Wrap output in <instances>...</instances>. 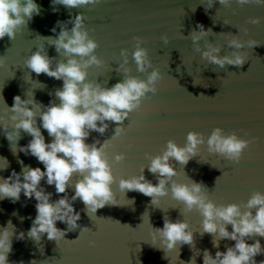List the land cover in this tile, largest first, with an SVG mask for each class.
I'll use <instances>...</instances> for the list:
<instances>
[{
  "label": "water",
  "instance_id": "95a60500",
  "mask_svg": "<svg viewBox=\"0 0 264 264\" xmlns=\"http://www.w3.org/2000/svg\"><path fill=\"white\" fill-rule=\"evenodd\" d=\"M34 2L39 6V15L22 27L14 40L7 36L0 40V117L9 124V132L13 131L12 122L7 119L13 97L19 95L22 100L34 101L31 110L37 117L38 127L43 106L53 100L59 103L54 94L63 82L44 74L37 76L25 66V61L38 47H43L53 59V68L58 62L66 63L63 54L59 55L44 38L56 39L60 29L55 34L51 32L56 22L67 21L78 13L86 17L85 30L98 44L94 54L102 61L101 67L88 69L87 82L110 88L122 81L124 74L118 71L124 59L121 51L127 52L125 67L130 69L129 75L146 80L152 69L146 73L136 71L132 60L134 37L144 41L141 46L147 49L152 66L162 79L157 84V93L147 94L141 110L130 113L120 125L125 131L117 139L111 140V137L118 125L107 122L109 127L103 135L91 132L85 141L87 144L98 141L97 147L108 141L105 154L117 181L110 186L117 205H106L95 215L89 213L91 219L82 211L85 206L81 201L74 203V209L81 214L77 223L87 231L80 232L78 228L68 232L65 240L58 243L49 241L45 234L36 242L27 237L36 216V201L26 199L23 193L16 203L0 199V231L9 221L15 228H8L13 233L8 264H188L192 257L196 264H203L204 250L214 257L216 251L224 252L233 246L234 241L221 240L219 247L214 248L210 235L201 237L202 217L196 211L185 213L183 204L172 199L170 187L168 195L152 205L150 197L119 190L118 181L139 176L144 168L142 174L155 185L156 177L147 170L149 157L161 155L168 140L183 147L189 132L203 134L206 141L213 129L220 128L251 141L239 163L208 153L205 142L187 165L171 161L177 172L173 180L187 185L192 181L202 183L216 206H242L253 192L264 193V6L240 7L233 2L226 8L216 2L206 12L202 4L207 0H101L94 7L66 9L57 5L58 11L53 12L51 0ZM251 19H259L260 23H248ZM197 24L203 25L206 31L211 29L199 42L202 50L206 43H211L221 48V56L231 55L233 50L227 47V42L232 35H237L242 42L254 41L256 47L245 43L240 50L246 59L243 67L226 65L221 69L202 60L195 51L197 45L192 44L189 34L198 30ZM71 27L69 24L68 28ZM244 28H247L246 35L241 31ZM161 37H167L168 43ZM41 132L45 142L50 143L47 132L43 129ZM30 140L21 130L18 141L10 143L0 126V180L26 167L44 170L34 157L18 152ZM15 151L17 154L13 155ZM116 155H123L125 159L116 163ZM78 179L79 175H74L72 182ZM41 187L52 193V201L61 198L55 187L43 180ZM67 195L69 198L74 195V188L67 189ZM164 218L189 225L188 230L193 232L192 248L178 245L166 253L160 248V238L154 229L163 227ZM56 227L65 230L67 226L57 222ZM231 230L229 225L228 231ZM21 232L25 238L17 240ZM255 240L264 249V238L254 237L246 242L252 244ZM255 260L259 264L264 255L256 256Z\"/></svg>",
  "mask_w": 264,
  "mask_h": 264
},
{
  "label": "clouds",
  "instance_id": "9594fccd",
  "mask_svg": "<svg viewBox=\"0 0 264 264\" xmlns=\"http://www.w3.org/2000/svg\"><path fill=\"white\" fill-rule=\"evenodd\" d=\"M100 2L101 0H51V7L52 11L56 12L57 5H62L66 9H76L94 7ZM216 2L226 8L233 2L240 7L264 6V0H207V3L202 5L207 12ZM39 13V6L34 0H0V40L6 36L14 40L20 29ZM69 15L71 16V13ZM85 19L83 14L78 13L67 21H57L51 29L54 34L57 28L60 29L57 38H44L49 45L55 47L59 55L63 54L66 63L58 62L53 68V59L46 54L43 47H38L25 61V66L37 76L44 74L63 82L62 88L57 89L54 94L59 103L53 100L48 106H43L39 115V127L37 117L31 110L34 101L22 100L19 95L13 97L11 108L7 107L11 113L7 119L12 122L13 131H8L9 124L3 122L4 117H0V122H3L0 126L4 129L6 139L10 143L18 141L21 130L28 134L31 140L25 146L19 147L18 152L34 157L43 165V171L40 167H26L20 173L13 171L9 177L0 180V199L16 203L23 193L26 199L36 201V216L27 232V237L36 242L46 234L49 241L58 243L65 240L68 232L76 231L78 228L80 232L88 230L81 228L77 223L81 219L80 212L73 207L77 200L84 204L82 211L88 216L89 213L95 215L98 209L106 205H117L110 190V186L117 181L105 154L109 147L108 141L100 147L96 146L98 141L92 144L85 141L91 132L103 135L109 127L107 122L118 125L111 137V140L117 139L125 131L120 125H123L130 113L141 110V103L147 94L157 93V84L162 79L159 71L153 68L147 49L141 46L144 41L140 37H134L135 50L132 52V60L136 65V71L146 73L152 69L146 80L129 75L130 69L125 67L128 64L127 52L121 51L120 55L124 59L118 71L124 74L122 81L110 88H102L98 84L87 82L88 69L93 66L101 67L102 61L94 54L98 44L85 30ZM248 23L256 25L260 20L251 19ZM69 24L72 25L70 29ZM196 28L198 30L189 34L192 44L197 45L195 51L200 53L202 60L221 69L226 65L243 67L246 59L240 50L245 47V43L248 47H256L254 41L242 42L237 35H232L227 42V47L233 50L231 55L221 56V48L211 43H206L205 50H202L199 42L208 36L211 29L206 31L201 24H197ZM241 31L247 34V28ZM161 40L165 44L168 43L167 37H161ZM41 129L51 138L50 143L45 142ZM185 139L183 147L170 139L162 149L161 155L149 157L147 170L156 177L155 185L144 177L143 168L139 176L119 179V190L138 192L150 197L152 205H156L159 198L168 195L170 187L172 199L183 204L185 213L196 211L202 217L200 235L201 237L204 234L210 235L214 248L219 247L221 240L234 241V245L227 247L226 251H216L214 257L204 250L203 264H257L255 257L264 255V249L261 248L259 240L252 244L246 241L254 237L264 238V193L253 192L242 206L238 204L216 206L209 199V194L203 190L202 183L194 181L190 185L176 183L173 177L177 176V172L171 163L175 161L180 165H187L197 156L200 146L205 142L208 153L226 161L239 163L251 141L240 139L235 132L225 133L220 128L213 129L206 141L203 134L197 132H189ZM16 154L17 151L13 152V155ZM124 159L123 155L114 157L116 163ZM74 175L80 177L75 183L72 182ZM42 180L48 186H54L57 196L61 198L52 201V193L41 187ZM69 188H74V195L70 198L67 195ZM57 222L65 224L66 229L57 228ZM229 225L231 232L228 231ZM9 226L15 230L9 221L0 231V264H8V255L12 251L13 233L10 234L8 231ZM188 229L189 225L185 222L173 223L164 218L163 227L155 228L154 231L160 238V248L166 253L178 245L193 247V232ZM24 238L23 232L16 236L17 240ZM152 245H155V237ZM188 264H196L193 257ZM259 264H264V260Z\"/></svg>",
  "mask_w": 264,
  "mask_h": 264
}]
</instances>
